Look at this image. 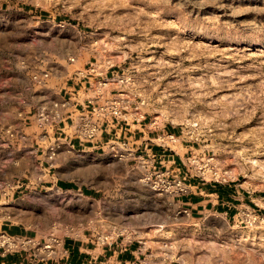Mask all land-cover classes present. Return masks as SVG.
Masks as SVG:
<instances>
[{
  "label": "rangeland",
  "instance_id": "374dc122",
  "mask_svg": "<svg viewBox=\"0 0 264 264\" xmlns=\"http://www.w3.org/2000/svg\"><path fill=\"white\" fill-rule=\"evenodd\" d=\"M60 68L88 85L95 79L106 99L127 90L134 105L125 122L176 136L163 147L157 134L152 143L184 157L182 194L194 190L196 178L234 184L247 201H238L244 205L232 218L179 209L178 194H160L141 180L138 161L122 165L109 154L88 171H69L76 180L93 179L100 198L80 202L86 213L69 224L55 220L58 236L133 242L138 257L129 264H264V0H0V168L14 180H22L15 136L34 130L20 117L32 99L27 72ZM122 75L130 85L117 82ZM8 129L12 141L3 149ZM244 208L258 215L255 224L242 222Z\"/></svg>",
  "mask_w": 264,
  "mask_h": 264
},
{
  "label": "crops",
  "instance_id": "0c3cea01",
  "mask_svg": "<svg viewBox=\"0 0 264 264\" xmlns=\"http://www.w3.org/2000/svg\"><path fill=\"white\" fill-rule=\"evenodd\" d=\"M41 71L43 70L27 72L26 78L31 82L32 99L24 103L20 117L23 116L25 127L27 124L34 130L28 132L25 128L16 136L14 135L19 143V150L22 151L18 155L22 159L20 157L15 165H18L22 172L19 178L22 179L24 185L22 188L9 191L6 196L0 193V230L45 240L55 220H62L69 224L67 218L74 217L77 212L86 213L79 207L80 202H90L100 198V196L97 197V190L91 186L90 182L93 179L83 174L84 179L76 180L75 174H68L69 171L76 169L88 171L92 160H98L101 164L106 163L109 153L101 146L102 140L107 137L104 134L98 142L85 146H80L77 142L74 146H70L68 139H65L66 144L61 148L55 161L51 162L46 157L44 149L40 148L42 144L39 139L40 134L33 126L32 113L39 107L52 106L54 102L66 98L71 99L72 104L76 103L77 106H81L89 99L101 103L107 96L105 90L103 92L100 90L104 88L97 87L95 79L91 80V84L88 85L87 78L73 76V74L67 77L68 74L64 68H60L57 72L52 69L48 82L45 85H38L32 80V74H40ZM74 110L76 107L72 106L64 109L63 113L67 114ZM133 119L127 122L133 136L141 137L146 151L157 155L158 164H161V167L170 170L174 176L181 177L185 173L184 157L178 152L175 153L153 144L159 132L152 130L148 123H137ZM124 127L128 129L125 125ZM125 131L123 130V133L127 134ZM1 139L5 145L3 149L9 148L12 141L11 136L6 132L3 133ZM2 151L4 155L6 150ZM24 156H29V163H25ZM62 156L72 157L62 161ZM120 162L122 165L130 163V161ZM8 170L4 167L0 168V181L15 179L16 176H11ZM137 180L138 178L132 181L135 186L138 184ZM190 181L194 183V190L190 194L173 195V200L179 209H190L193 213L212 212L232 218L244 205V202L238 201L240 199L247 201L240 195V191L235 188L234 184L223 182L208 184L196 178ZM248 202L251 203L254 200L249 199ZM39 218L42 222L37 223ZM135 245L133 242L125 247L120 246L118 242L102 245L93 236L86 235L84 232L83 237L75 238L66 235L63 238V249L66 256L58 255L55 259L42 262L26 252L0 254V264H129L134 263L138 257L139 249L135 248Z\"/></svg>",
  "mask_w": 264,
  "mask_h": 264
},
{
  "label": "built area",
  "instance_id": "2783aa9c",
  "mask_svg": "<svg viewBox=\"0 0 264 264\" xmlns=\"http://www.w3.org/2000/svg\"><path fill=\"white\" fill-rule=\"evenodd\" d=\"M71 61L74 60L71 59ZM50 77L51 74L44 71L34 75L33 78L36 84L45 85ZM131 81L132 78L126 75L119 76L117 80L122 85H130ZM104 85L105 82L99 81L100 87ZM145 102L142 100V104ZM133 105L134 100L129 98L128 91L122 89L101 103L89 99L86 104L77 106L76 103L72 104L71 99L66 98L54 102L52 106L39 107L32 113V121L35 130L40 134L39 139L42 143L40 148L44 149L46 157L50 161H55L62 148L61 139L63 141L68 139L70 146H74L75 142L80 146H85L98 142L106 134L107 137L102 140L101 146L117 160L138 161L137 166L141 165L145 171L141 180L150 185L153 190L160 194L184 193L186 191L185 179L171 178L169 172L162 170V167L157 165L156 154L152 155V161H147L145 157L147 154L142 153L143 155H141L139 148L133 146H137L138 141L123 133V130H127L124 125H128L127 120L124 121L126 113L131 112ZM72 106H75L76 110L67 114L63 113L64 109ZM145 119V116L142 115L139 121ZM7 134L12 137L11 130L8 129ZM157 139L164 147L168 145V142L176 141V136L162 130L157 135ZM67 145L69 144L67 143ZM214 175L218 174L215 172ZM23 185L22 180L0 181V193L6 196L9 191L22 188ZM239 217L242 222L247 224H255L258 219V215L249 208L240 210ZM64 237L58 236L54 227L45 240L29 235L10 234L0 230V254L26 252L39 261L47 262L57 258L58 255L66 256L63 249ZM60 250L63 251L60 252Z\"/></svg>",
  "mask_w": 264,
  "mask_h": 264
},
{
  "label": "bare ground",
  "instance_id": "6f19581e",
  "mask_svg": "<svg viewBox=\"0 0 264 264\" xmlns=\"http://www.w3.org/2000/svg\"><path fill=\"white\" fill-rule=\"evenodd\" d=\"M101 49V48H100Z\"/></svg>",
  "mask_w": 264,
  "mask_h": 264
}]
</instances>
